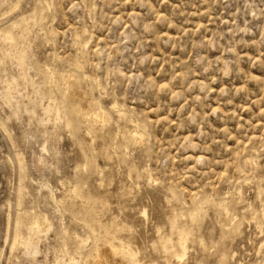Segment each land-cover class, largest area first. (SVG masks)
<instances>
[{"label": "rangeland", "instance_id": "obj_1", "mask_svg": "<svg viewBox=\"0 0 264 264\" xmlns=\"http://www.w3.org/2000/svg\"><path fill=\"white\" fill-rule=\"evenodd\" d=\"M263 224L264 0H1L0 264H264Z\"/></svg>", "mask_w": 264, "mask_h": 264}, {"label": "bare ground", "instance_id": "obj_2", "mask_svg": "<svg viewBox=\"0 0 264 264\" xmlns=\"http://www.w3.org/2000/svg\"><path fill=\"white\" fill-rule=\"evenodd\" d=\"M47 1V0H46ZM50 1V0H49ZM0 2H1V0H0ZM5 35V34H4ZM22 35V34H21ZM11 36H13V35H11ZM5 37V36H4ZM10 37V36H9ZM22 37H24V36H22ZM22 37H20L19 39H21ZM15 38V37H14ZM80 38V37H79ZM3 39V38H2ZM3 40H5V39H3ZM6 40H7V38H6ZM12 39H9L8 41H11ZM81 40V39H80ZM15 42H16V40H14ZM78 42V41H77ZM80 42V41H79ZM16 43H18V41L16 42ZM89 43V42H88ZM11 44H13V43H11ZM86 45H87V43H85ZM18 45V44H17ZM85 45V46H86ZM14 46L16 47V45L14 44ZM19 46V45H18ZM12 48V47H11ZM11 48H9V49H11ZM20 49V48H19ZM20 57V56H19ZM18 59V58H17ZM79 60V59H78ZM77 60V61H78ZM21 61V60H20ZM22 62H23V59H22ZM13 63V62H12ZM20 64V63H19ZM76 64V63H75ZM24 65V64H23ZM81 66H82V64H80ZM79 66V65H78ZM78 68H80V67H78ZM82 69H83V67H82ZM51 71V70H50ZM52 73V72H51ZM72 73V72H71ZM53 74V73H52ZM75 74V73H74ZM49 75V74H48ZM65 75V74H64ZM72 76H70V78H71ZM78 77V76H77ZM85 77H87V76H85ZM89 77V76H88ZM63 78H65L64 76H63ZM69 78V77H68ZM74 78V77H73ZM77 79H79V77L77 78ZM65 80V79H64ZM71 81V80H70ZM47 82H48V80H47ZM68 82V81H67ZM66 82V84H68ZM73 82V81H72ZM72 82H70L71 84H75V86H76V82H75V80H74V82L72 83ZM77 84H79L78 82H77ZM73 85H72V87H73ZM80 87V86H79ZM69 88V87H68ZM67 88V89H68ZM71 89V88H70ZM77 89V88H76ZM82 90V89H81ZM76 91V90H75ZM78 91V90H77ZM82 91H84V90H82ZM68 92V91H67ZM89 93V92H88ZM68 94V93H67ZM67 94H65V95H67ZM71 94V93H70ZM74 94V96L76 97V94H78V93H73ZM44 96V95H43ZM78 96V95H77ZM84 96V95H83ZM88 96L89 97H91L89 94H88ZM45 97V96H44ZM86 97H87V95H86ZM42 99V98H41ZM90 99V98H89ZM96 100H94V102H95ZM56 102V101H55ZM83 102V101H82ZM93 102V103H94ZM57 103V102H56ZM89 103V102H88ZM99 103V102H98ZM59 104V103H58ZM76 104V103H75ZM90 104V103H89ZM88 104V105H89ZM114 104V103H113ZM77 106V105H76ZM80 106V105H79ZM98 106V105H97ZM74 107V106H73ZM72 107V108H73ZM118 107V106H117ZM48 108H49V106H48ZM53 108V107H52ZM120 108H122V107H120ZM75 109V108H74ZM101 109V111H97L98 113H95V112H93V113H95L94 115H96V119L97 118H103L102 116H106V114H105V112L106 111H104V110H102V107L100 108ZM104 109V108H103ZM48 110V109H47ZM115 110H117V109H115ZM50 111V110H49ZM58 111V110H57ZM60 112L62 111V110H59ZM91 111V110H90ZM104 111V113H102ZM56 112V111H55ZM55 112H53L54 113V115H55ZM123 112V111H122ZM58 113V112H57ZM56 113V114H57ZM62 113H63V111H62ZM78 113V112H77ZM92 113V111L90 112V114ZM113 113H114V111H113ZM121 113V112H120ZM63 114H65V113H63ZM89 114V113H88ZM105 114V115H104ZM127 114V113H126ZM58 115H59V113H58ZM85 115V114H84ZM87 115V114H86ZM108 115V114H107ZM122 115V114H121ZM63 116V115H62ZM109 116V115H108ZM122 116H124V115H122ZM126 116V115H125ZM88 117H90V116H88ZM56 118V117H55ZM85 118V117H84ZM100 118V119H101ZM121 118V117H120ZM100 119H99V121H100ZM125 119V118H124ZM104 120H105V117H104ZM133 120V119H132ZM88 121V120H87ZM97 121H98V119H97ZM98 121V122H99ZM106 121H104V123H105ZM93 123V122H92ZM101 123V122H100ZM119 123V122H118ZM130 123V122H129ZM134 122H132V124H133ZM136 123H138V122H136ZM102 124H103V122H102ZM67 125V124H66ZM97 125V124H96ZM126 126V125H125ZM137 126H138V124H137ZM139 127V126H138ZM141 128V127H140ZM133 129H131V132H133L132 131ZM141 132V131H140ZM88 133H89V131H88ZM139 133V132H138ZM138 133H136V135H135V137L137 138V141H138V139H141V134L139 133V135H137ZM142 133V132H141ZM132 134V133H131ZM133 134H135V133H133ZM143 136V135H142ZM127 138V137H126ZM130 138V137H129ZM143 139V138H142ZM123 140H125L124 138H123ZM135 140V139H134ZM141 141H143V140H141ZM132 142H133V140H132ZM134 142H136V141H134ZM129 143V142H128ZM125 144H127V142L125 143ZM128 146V145H127ZM84 151V150H83ZM90 151H92V150H90ZM86 152H84V154H85ZM89 153V152H88ZM250 157V156H249ZM248 157V158H249ZM253 157V156H252ZM252 157H251V159H252ZM247 158V159H248ZM246 159V158H245ZM250 159V158H249ZM250 159V160H251ZM247 161V160H246ZM247 163V162H246ZM243 164H245V163H243ZM249 164H250V162H249ZM251 164H252V162H251ZM245 165H247V164H245ZM249 166V165H248ZM239 168V167H238ZM240 169V168H239ZM246 169V168H245ZM244 172V171H243ZM243 172H242V174H243ZM239 174L241 173V172H238ZM237 173V174H238ZM238 178H240V177H238ZM238 178H236V180L238 179ZM244 178V177H243ZM240 179H242V178H240ZM151 180V179H150ZM234 180V179H233ZM249 180V179H248ZM231 182H232V180H231ZM237 182V181H236ZM233 184V183H232ZM46 187H48L47 185H45ZM48 189V188H47ZM73 191V190H72ZM199 200V199H198ZM197 201V200H196ZM204 202V201H203ZM197 203H198V201H197ZM202 203V202H201ZM224 203V202H223ZM222 206V205H221ZM226 206H227V204H226ZM223 207V206H222ZM198 208H200V207H198ZM195 210H197L196 208H194ZM202 209V208H201ZM227 209V208H226ZM193 210V209H192ZM194 210V211H195ZM191 211V210H190ZM229 211V210H228ZM256 211V210H255ZM146 212V211H145ZM197 211H195V212H193L194 214L196 213ZM198 212H200V211H198ZM252 212H253V210H252ZM147 213V212H146ZM188 214H189V212H188ZM194 214H192V215H190L191 217L194 215ZM256 214V213H255ZM144 215H147V214H144ZM199 215H200V213H199ZM176 217V216H175ZM178 217V216H177ZM176 217V218H177ZM244 217V216H243ZM246 217H247V215H246ZM251 217V216H250ZM194 218V217H193ZM234 218V217H233ZM245 218V217H244ZM250 219V218H249ZM254 219H257V218H254ZM253 219V220H254ZM47 220H48V218H47ZM46 220V221H47ZM176 220V219H175ZM192 220H194V219H192ZM247 220V219H246ZM245 221V220H244ZM259 221V220H258ZM262 221V220H261ZM37 222V221H36ZM114 222V221H113ZM176 222V221H175ZM254 222H255V220H254ZM38 223H39V221H38ZM38 223H37V226H38V228H40L39 227V225H38ZM194 223V222H193ZM258 223V222H257ZM113 224H115L116 225V223H113ZM189 224V223H188ZM259 224V223H258ZM34 225H36V224H34ZM118 225V224H117ZM178 225V224H177ZM191 225V224H190ZM260 225V224H259ZM264 225V224H263ZM36 226V227H37ZM51 226V225H50ZM113 226V225H112ZM124 226V225H123ZM123 226H122V228H123ZM185 226V225H184ZM183 226V227H184ZM187 226V225H186ZM192 226V225H191ZM190 226V227H191ZM262 226V224L260 225V227ZM91 227V226H90ZM117 227V226H116ZM119 227V226H118ZM121 227V226H120ZM126 227V226H125ZM173 227V226H172ZM171 227V228H172ZM33 228V227H32ZM31 228V229H32ZM95 227H93V229H94ZM194 228V227H193ZM93 229H90V230H93ZM173 229H174V227H173ZM180 229H182L183 230V228H180ZM259 229V228H258ZM263 229V228H262ZM261 229V230H262ZM33 230V229H32ZM31 230V231H32ZM36 230V229H35ZM35 230H33V231H35ZM45 230V229H44ZM47 230V229H46ZM122 230V229H121ZM123 230H126V229H123ZM127 230H128V228H127ZM130 230V229H129ZM260 230V231H261ZM37 231H38V229H37ZM37 231H35V232H37ZM97 231V230H96ZM106 231H107V229H106ZM114 231V230H113ZM181 231V230H180ZM178 232V233H181V232ZM41 232V231H40ZM66 232V231H65ZM93 232V231H92ZM95 232V231H94ZM118 232V231H117ZM183 232V231H182ZM185 232L186 233H190V230H189V232H187L186 230H185ZM262 232V231H261ZM110 233H112V232H110ZM115 233H116V231H115ZM114 233V234H115ZM184 233V232H183ZM182 233V234H183ZM32 234H34L35 235V233H33L32 232ZM63 234V233H62ZM93 234V233H92ZM106 234H108V233H106ZM109 235V234H108ZM194 235V234H193ZM192 235V236H193ZM64 236V235H63ZM104 236H105V234H104ZM115 236V235H114ZM117 236V235H116ZM181 236V235H180ZM186 236H187V239H188V237H190L189 235H186V234H183V236H182V238H178L180 241H179V243L178 244H180L181 246H182V248L184 249V251L183 252H186L187 251V246H186V244H187V242H186ZM39 237V236H38ZM65 237V236H64ZM106 237V236H105ZM178 237H179V235H178ZM35 237H33V239H34ZM66 238V237H65ZM64 238V239H65ZM67 238H68V236H67ZM108 238V237H107ZM110 238H112V237H110ZM113 238H115L116 239V237H113ZM131 239V238H130ZM190 239V238H189ZM57 240V239H56ZM113 240V239H112ZM112 240H111V242H109V243H111V246L110 247H112L113 249H114V251H117L116 249H117V247L119 246V247H122V248H127V247H129V246H127V245H125L124 243H121L120 245H115L114 244V242H112ZM118 240V239H117ZM124 240V239H123ZM126 240V239H125ZM124 240V241H125ZM60 241V240H59ZM69 241H72L73 243H71L76 249H77V253H82V251H83V248H84V244H85V240L81 237V236H79L78 234H74V235H72L71 237H70V239H69ZM106 241H108L107 239H106ZM114 241V240H113ZM123 241V242H124ZM126 241H129V240H126ZM173 241V240H172ZM175 241V240H174ZM34 242H35V240H34ZM178 242V241H177ZM176 242V243H177ZM57 243H59L58 241H57ZM105 243V242H104ZM108 243V244H109ZM120 243V242H119ZM126 243V242H125ZM175 243V244H176ZM33 244V243H32ZM35 244V243H34ZM61 244V243H60ZM63 245V244H62ZM107 245V244H106ZM110 245V244H109ZM58 246V245H57ZM134 246V245H133ZM176 246V245H175ZM174 246V248H176ZM177 246H179V245H177ZM65 247H67L66 248V251L68 252V242L67 241H64V248L63 249H65ZM164 247V246H163ZM173 247V246H172ZM97 248V247H96ZM122 248H120V249H122ZM131 248V247H130ZM60 249V248H59ZM99 249V248H98ZM132 249V248H131ZM124 250V249H123ZM134 250V249H133ZM62 251V250H61ZM65 251V252H66ZM122 251V250H121ZM125 251V250H124ZM129 251V250H128ZM135 251V250H134ZM133 251V252H134ZM130 252V251H129ZM182 252V253H183ZM56 253V252H55ZM112 253H113V251H112ZM122 253H124V252H122ZM137 254V253H136ZM95 255H96V257H95V259H94V262H93V264H110V258H111V256H110V254H108L106 251H105V249L104 250H100L97 254L95 253ZM117 255V254H116ZM118 255H119V253H118ZM130 255V254H129ZM134 255V257L133 258H135V254H133ZM178 255V254H177ZM180 255V254H179ZM184 255H186V253H184L183 255H182V257L184 256ZM138 256V255H137ZM176 256V255H175ZM113 257V256H112ZM177 258H180L179 256H177ZM130 259H132L131 257H130ZM134 260V259H133ZM126 261V260H125ZM130 261H132V260H130ZM124 262V261H123ZM133 262V261H132ZM135 262V261H134ZM128 263V262H127ZM69 264H73V263H69ZM111 264H113V263H111ZM135 264V263H134ZM137 264V263H136ZM239 264H242L241 262L239 263Z\"/></svg>", "mask_w": 264, "mask_h": 264}]
</instances>
